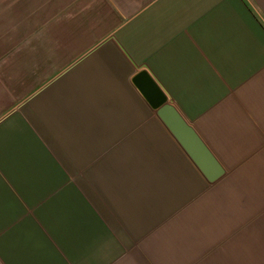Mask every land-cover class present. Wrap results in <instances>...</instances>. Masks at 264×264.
Returning <instances> with one entry per match:
<instances>
[{"label": "crops", "instance_id": "crops-1", "mask_svg": "<svg viewBox=\"0 0 264 264\" xmlns=\"http://www.w3.org/2000/svg\"><path fill=\"white\" fill-rule=\"evenodd\" d=\"M12 4L0 29L19 23L15 44L44 53L0 80V264H264V0ZM142 73L218 181L158 118Z\"/></svg>", "mask_w": 264, "mask_h": 264}, {"label": "water", "instance_id": "water-1", "mask_svg": "<svg viewBox=\"0 0 264 264\" xmlns=\"http://www.w3.org/2000/svg\"><path fill=\"white\" fill-rule=\"evenodd\" d=\"M137 84L158 118L204 177L209 182L218 181L224 174L220 162L184 115L168 101L148 74L142 73L137 78Z\"/></svg>", "mask_w": 264, "mask_h": 264}, {"label": "rangeland", "instance_id": "rangeland-1", "mask_svg": "<svg viewBox=\"0 0 264 264\" xmlns=\"http://www.w3.org/2000/svg\"><path fill=\"white\" fill-rule=\"evenodd\" d=\"M7 1L9 7H12V0H4ZM5 17V15H2ZM19 23H5L4 26L10 27L9 29H0V80L13 82V80L18 79L15 77L16 71L19 69L22 71V75H27V73L23 74V71H26V67L24 65H28L27 62L22 63V59L27 57L30 53H44V47H32L27 45H16L15 42L19 41H27L30 31L17 29ZM11 27H15L14 29ZM23 38V39H22ZM25 38V39H24ZM18 59L20 63H18ZM23 64V65H22Z\"/></svg>", "mask_w": 264, "mask_h": 264}]
</instances>
